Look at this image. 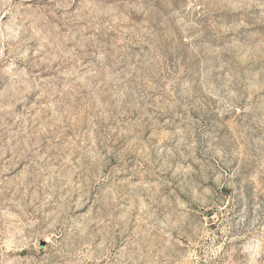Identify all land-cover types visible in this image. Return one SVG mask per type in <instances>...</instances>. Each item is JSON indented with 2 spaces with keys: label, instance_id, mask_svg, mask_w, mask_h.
I'll return each instance as SVG.
<instances>
[{
  "label": "rangeland",
  "instance_id": "374dc122",
  "mask_svg": "<svg viewBox=\"0 0 264 264\" xmlns=\"http://www.w3.org/2000/svg\"><path fill=\"white\" fill-rule=\"evenodd\" d=\"M0 264H264V0H0Z\"/></svg>",
  "mask_w": 264,
  "mask_h": 264
}]
</instances>
